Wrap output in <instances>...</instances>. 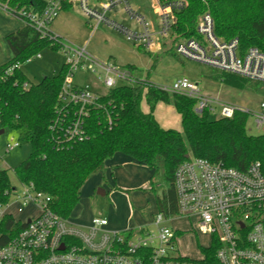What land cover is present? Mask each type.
Masks as SVG:
<instances>
[{
	"label": "built area",
	"instance_id": "1",
	"mask_svg": "<svg viewBox=\"0 0 264 264\" xmlns=\"http://www.w3.org/2000/svg\"><path fill=\"white\" fill-rule=\"evenodd\" d=\"M44 1L46 7L41 14L25 8H0L43 37L58 38L50 26L63 11L62 0ZM153 2L157 25L135 10L130 0H108L100 8L91 6L90 0H78L93 31L107 27L147 51L153 49L157 38L174 36L176 15L187 6L184 0ZM120 7L139 29H130L108 15ZM196 31L198 37L181 39L175 44L177 56L264 83V51L258 47L243 50L238 38L218 37L210 13L199 18ZM62 49L67 74L59 96L58 117L51 130L61 133L67 142H81L89 136L86 122L92 111L104 109L99 102L101 95L140 80L130 68L114 60L99 61L86 48L62 46ZM80 70L96 74L105 93L75 85L74 76ZM157 86L170 94L196 100L199 115L205 111L211 115L219 110L218 118L233 119L241 112L252 115L256 128L264 130V103L258 111L250 112L209 96L199 83L188 78L176 79L170 86ZM108 122L112 126L111 118ZM19 147L20 142H9L6 151ZM20 184L22 189L13 188L9 201L0 206V224L11 217L25 228L6 245H0V264H264V172L259 163L240 171L201 158L185 161L174 175L177 214L166 217L157 212L147 225L125 231L111 229L106 218H93L85 225L64 219L51 209V197L33 184ZM28 208L33 213L20 217ZM177 221L190 223L197 236L208 238V245H198L193 254L182 253L179 240L187 231L168 225ZM214 247L213 254L209 251Z\"/></svg>",
	"mask_w": 264,
	"mask_h": 264
},
{
	"label": "trees",
	"instance_id": "2",
	"mask_svg": "<svg viewBox=\"0 0 264 264\" xmlns=\"http://www.w3.org/2000/svg\"><path fill=\"white\" fill-rule=\"evenodd\" d=\"M184 1L187 6L176 15V38L170 54L177 56L174 46L179 40L198 37L197 23L205 13L212 15L218 37L238 38L243 50L258 47L264 51V0ZM62 3L63 11L72 7L70 0H62ZM2 6L41 14L46 3L44 0H0ZM6 41L13 57L0 65V131H23L31 140V154L16 167L15 176L20 183L33 184L51 197V209L60 217L70 219L87 181L102 173L117 154L153 170V177L163 170L169 186L157 196L156 205L158 212L166 217L177 214L174 175L185 161L201 158L240 171L259 163L264 172V134L247 132V114L237 112L233 119L211 120L209 111L197 114L196 100L165 92L148 78L101 95L99 102L104 109L93 110L87 120L88 138L67 142L61 133L51 130L58 117L66 65L58 75L44 77L38 84L30 83L20 69V65L45 48L62 49L60 39L43 37L33 27L25 25L9 34ZM217 76L222 83L238 89L244 88L248 81L220 71ZM144 101L148 112L142 110ZM159 103L176 109L181 117L182 132L160 126L154 115ZM13 188L8 171L0 168V206L9 201ZM24 228V224L6 217L0 224V245H6ZM215 250L216 247L209 252L214 254Z\"/></svg>",
	"mask_w": 264,
	"mask_h": 264
},
{
	"label": "rangeland",
	"instance_id": "3",
	"mask_svg": "<svg viewBox=\"0 0 264 264\" xmlns=\"http://www.w3.org/2000/svg\"><path fill=\"white\" fill-rule=\"evenodd\" d=\"M73 2L72 9L68 12L62 11L60 17L65 13L71 14L79 24L74 27L68 23L58 25L57 20L59 21L60 17L54 22L60 30L61 34L58 36L61 37L60 42L63 46L86 48L90 54H95V50L104 55L112 51L116 57L115 62L124 68H129L128 64L132 65L130 68L132 74L140 81L148 78L158 85L170 86L176 79L188 78L199 83L203 92L209 96L232 102L250 112L258 111L261 104L264 103V83L247 81L244 88L230 87L218 78L217 70L170 54L175 35L171 39L157 38L151 51L128 42L117 33L121 37L113 35L112 38L115 41L109 38H106L107 40L104 38L95 39V37L88 46L87 42L91 40L90 36L93 32L89 26L85 27L87 31H84L86 29L82 25V20L86 18L83 13H80L82 16L77 13L80 10L78 0H73ZM96 2L97 0H92V3ZM132 3L142 8L148 19L157 25L158 16L155 13L153 0H132ZM2 13L1 15L7 18L12 25L20 24L13 15L4 10ZM123 18L129 27H136L134 22L126 19L127 17ZM39 55L40 57H33L20 65V69L32 84L40 83L44 77L58 75L66 60L63 49L45 48ZM96 59L103 61L97 57ZM89 82L99 84L98 93L102 94L106 91L98 82L96 74L80 70L74 76V84L79 87L85 86ZM142 110L149 111L145 101L142 103ZM155 111L157 119L168 121L166 124L167 127H170L169 129L183 131L181 118L172 105L159 103ZM218 117L219 110L210 115L211 120H216ZM246 129L251 135L264 134V130L256 128L252 115L249 116ZM15 141L20 142L21 147L8 153L6 144ZM31 151V140L26 138L23 131L8 130L0 136V168L8 171L13 187L18 190H21L22 186L16 178L14 170L30 156ZM168 186L162 169L153 177V170L131 161L122 154H117L102 173L92 176L87 181L82 190L80 202L70 219L74 223L85 225L93 218H106L110 223V228L117 231L147 225L158 212L157 196H160ZM99 189L105 191L104 196L98 193ZM32 213L33 209L28 208L25 214L20 217H26ZM168 225L187 231L179 240L181 252L184 254H193L198 245L206 246L209 243L208 238L197 236L192 231L190 223L177 221Z\"/></svg>",
	"mask_w": 264,
	"mask_h": 264
},
{
	"label": "crops",
	"instance_id": "4",
	"mask_svg": "<svg viewBox=\"0 0 264 264\" xmlns=\"http://www.w3.org/2000/svg\"><path fill=\"white\" fill-rule=\"evenodd\" d=\"M108 0H102V1H100V0H97V2L96 3H92V0H90V4H91V6H93L94 8H100V6L103 4V3H105V2H107ZM130 2H131V4H132V6L134 7V9L135 10H138L143 16H145L147 19H148V17L145 15V12H144V10L142 9V8H140V7H138V6H136V5H134L133 3H132V0H130ZM72 3V7H73V5H74V2L72 1L71 2ZM78 3V2H77ZM78 6H79V3H78ZM72 7L70 8V9H72ZM80 7V6H79ZM68 11H70V10H68ZM67 11V12H68ZM78 14H80V13H82L81 12V10H79V12H77ZM111 13V18L112 19H114V20H116V21H118V22H120L121 24H123V25H125L126 27H128V28H130V29H139L140 27H139V25L134 21V20H131V19H129V17L123 12V10H122V8L120 7V8H116L114 11H112V12H110ZM1 14H3L2 13V10L0 9V65H3L4 63H6V62H8L12 57H13V53H12V51H11V49H10V47H9V45H8V43H7V41H6V37L9 35V34H11V33H14V32H16V31H18L19 29H21V28H23L24 26H25V24L20 20V19H17V20H19V22H20V24L18 25H12L11 24V22H9V20L7 19V18H5L3 15H1ZM109 15V14H108ZM80 16H82L81 14H80ZM59 17H60V15H59ZM58 17V18H59ZM123 17H127L126 19H128V20H130V21H132V22H134L135 24H136V27H129L127 24H125V20H124V18ZM55 22V21H54ZM54 22L51 24V26H50V31L55 35V36H57L59 39H61V37L60 36H58L59 34H61L60 33V30H59V28H58V26H55V24H54ZM62 23H68V24H70L71 26H76V25H78L79 24V22H77V20H75V18H73V16L71 15V14H67V13H65V14H63L60 18H59V21L57 20V24L59 25V24H62ZM158 23V22H157ZM82 25L84 26V29H86L85 27H88L89 26V24H88V22H87V19H83L82 20ZM60 27V26H59ZM90 28V27H89ZM91 29V28H90ZM92 30V29H91ZM84 31H87V29L86 30H84ZM96 31V32H95ZM95 31H93L92 30V35L90 36V39L91 40H89L88 42H87V44H88V46H90V44L92 43V41H93V39L95 38V39H101V38H104V39H106V38H109L110 40H112V41H115L112 37H113V35L114 36H116V37H121V36H119V35H117L114 31H112V30H110L109 28H107V27H104V26H102V27H99L97 30H95ZM107 40V39H106ZM6 41V42H5ZM165 43V42H164ZM8 45V46H7ZM95 54H92V56H95V58L97 57V58H99V59H102L103 61H107V60H116L115 58V56H114V53H112V51H110V52H107L105 55L102 53H99V52H97L96 50H95ZM128 66H131L132 67V65H130V64H128ZM150 80V79H149ZM152 83H154V82H152ZM154 84H156V85H158L157 83H154ZM85 86H89L90 87V89H92V90H94V91H96L97 93H98V87H99V84L97 83V82H93V83H91V82H89L87 85H85ZM105 93V92H104ZM222 101H224V102H228V103H232V102H229V101H225V100H222ZM234 104V103H233ZM157 107V106H156ZM149 108V107H148ZM158 109V108H157ZM175 109V108H174ZM156 110V109H155ZM148 112V111H147ZM177 112V111H176ZM154 115H155V117H156V120L158 121V123L160 124V126L162 127V128H164V129H169L170 127H167L168 125L166 124L168 121L165 119L164 121H160V119H157L158 117H157V115H156V111L154 112ZM179 115V114H178ZM180 116V115H179ZM181 118V117H180ZM164 122V123H163ZM175 130V129H174ZM110 162V161H109ZM109 162L107 163V164H109ZM174 224V223H173ZM177 229V228H176Z\"/></svg>",
	"mask_w": 264,
	"mask_h": 264
},
{
	"label": "water",
	"instance_id": "5",
	"mask_svg": "<svg viewBox=\"0 0 264 264\" xmlns=\"http://www.w3.org/2000/svg\"><path fill=\"white\" fill-rule=\"evenodd\" d=\"M4 133H5V130H1V131H0V136L3 135ZM98 193H99L100 195H103V196L105 195V191H104L103 189H99V190H98Z\"/></svg>",
	"mask_w": 264,
	"mask_h": 264
}]
</instances>
